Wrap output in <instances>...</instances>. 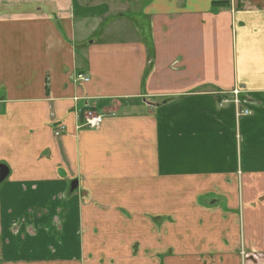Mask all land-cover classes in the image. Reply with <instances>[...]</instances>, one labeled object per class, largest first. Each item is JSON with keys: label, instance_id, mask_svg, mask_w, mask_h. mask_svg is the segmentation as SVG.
I'll return each mask as SVG.
<instances>
[{"label": "crops", "instance_id": "1", "mask_svg": "<svg viewBox=\"0 0 264 264\" xmlns=\"http://www.w3.org/2000/svg\"><path fill=\"white\" fill-rule=\"evenodd\" d=\"M0 164V264H264V0H0Z\"/></svg>", "mask_w": 264, "mask_h": 264}, {"label": "built area", "instance_id": "2", "mask_svg": "<svg viewBox=\"0 0 264 264\" xmlns=\"http://www.w3.org/2000/svg\"><path fill=\"white\" fill-rule=\"evenodd\" d=\"M78 79L80 81L87 82L88 79L83 77V76H78ZM229 99L223 100L221 103L222 104H228L231 103L236 111V117L242 118L250 115V110L244 105L245 104V99L241 98V92L240 89L234 88L230 93H228ZM103 120L102 115H95L91 112H87V114L84 115V121L80 125L81 128L85 129H97L101 122ZM62 132L61 128L59 132H56L55 135H60Z\"/></svg>", "mask_w": 264, "mask_h": 264}, {"label": "flooded vegetation", "instance_id": "3", "mask_svg": "<svg viewBox=\"0 0 264 264\" xmlns=\"http://www.w3.org/2000/svg\"><path fill=\"white\" fill-rule=\"evenodd\" d=\"M70 184H71V182H70ZM70 184H69V188H70ZM1 185V184H0ZM68 188V189H69ZM70 190V189H69ZM69 190H68V192L65 194V196H63L62 198L63 199H65V200H68V198H70L71 196H73V194H74V192L73 193H69ZM59 219H61V217L59 216V217H55V218H53V221L55 222V223H57V221L59 220ZM54 228H56V227H54ZM18 229H19V226H11V232L13 233V234H17V232H18ZM61 232V225H59V227L58 228H56V231H53V234H54V237L53 238H55V237H57L59 234H58V232ZM51 235H52V233H51ZM21 249V248H20ZM48 249L50 250V251H53V248H51V247H49L48 246ZM2 250H3V248H2ZM18 252V251H17ZM242 261H241V264H257L258 262H259V260H261L262 259V254H260L259 252H254V253H252V254H245L244 252H242Z\"/></svg>", "mask_w": 264, "mask_h": 264}, {"label": "rangeland", "instance_id": "4", "mask_svg": "<svg viewBox=\"0 0 264 264\" xmlns=\"http://www.w3.org/2000/svg\"><path fill=\"white\" fill-rule=\"evenodd\" d=\"M87 235V234H86ZM80 237H81V239H84V237H85V234H82L81 233V235H80ZM74 241H76L75 239H74ZM81 244H82V246H83V243L81 242ZM21 248V249H20ZM82 248V247H81ZM10 251L11 252H13L14 251V249H10ZM17 251L19 252V256L18 257H16V258H14V259H19L20 257L22 258H25V257H31L30 256V250L25 246V245H21V246H19V248L17 249ZM22 252V253H21ZM21 253V254H20ZM2 256H4V254L2 255V250L0 249V263H2L3 262V260H1L2 258ZM201 262H200V264H221V261H217V260H215V261H213L212 262V260L211 259H202V260H200ZM102 263V262H101ZM175 262H173V261H168L167 263L165 262V260L162 258V259H160V262H159V264H174Z\"/></svg>", "mask_w": 264, "mask_h": 264}, {"label": "water", "instance_id": "5", "mask_svg": "<svg viewBox=\"0 0 264 264\" xmlns=\"http://www.w3.org/2000/svg\"><path fill=\"white\" fill-rule=\"evenodd\" d=\"M9 170L5 165L0 164V184L8 177ZM69 193H73L77 189V181H72L69 188Z\"/></svg>", "mask_w": 264, "mask_h": 264}, {"label": "trees", "instance_id": "6", "mask_svg": "<svg viewBox=\"0 0 264 264\" xmlns=\"http://www.w3.org/2000/svg\"><path fill=\"white\" fill-rule=\"evenodd\" d=\"M221 5H223V4H221ZM216 6H219V4H214V7H216Z\"/></svg>", "mask_w": 264, "mask_h": 264}]
</instances>
